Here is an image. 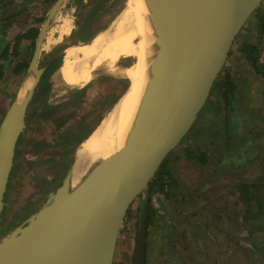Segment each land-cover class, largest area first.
<instances>
[{"label":"water","instance_id":"1","mask_svg":"<svg viewBox=\"0 0 264 264\" xmlns=\"http://www.w3.org/2000/svg\"><path fill=\"white\" fill-rule=\"evenodd\" d=\"M66 1L57 0L51 8L37 49L0 123V264H114L133 206L166 157L196 125L234 43L264 3L159 0L165 24L141 95V109L121 148L75 190L71 189L72 164L43 203L1 236L30 107L48 70L40 66L39 44ZM147 230L146 195L139 212L135 264H145Z\"/></svg>","mask_w":264,"mask_h":264},{"label":"rangeland","instance_id":"2","mask_svg":"<svg viewBox=\"0 0 264 264\" xmlns=\"http://www.w3.org/2000/svg\"><path fill=\"white\" fill-rule=\"evenodd\" d=\"M43 1L34 0L36 4L30 1L27 6H20L12 0L8 1L4 7L6 24L2 25L3 21L0 22V54L4 47H9V56L14 54L10 57L9 63H5L6 73L0 79L2 86L0 92L4 95V101H0V123L12 104L22 80H18L17 84L14 81L23 78L27 70L23 69L24 66L29 67L37 49L41 29L57 0H45V4ZM127 1L75 0L72 8H75L77 2L79 6L74 14L75 23L63 35V37L67 35L68 42L63 41L62 37L61 42L51 49L47 47L45 40L39 44L42 54L40 66L48 70L29 111L28 127L20 143L21 153L13 178L14 184L11 187L13 196L8 211V221L1 236L22 224L43 203L48 194L60 185L67 170L73 164L74 158L77 157L78 146L90 137L95 127L107 116L126 88L130 86L129 80L125 81L106 74L88 81L82 89L73 90L55 85L58 70L72 65L76 61L74 56L87 42H91L98 33L108 30L115 17L126 6ZM80 2H84V5L81 6ZM261 10L259 9L257 13H262ZM65 12L67 13V7L60 10L50 27L57 26V18ZM257 13L249 20L247 27L255 23ZM31 27L34 31H38V35L33 31L29 39L32 40L31 43L19 42L18 36L27 35L28 28ZM30 44L31 46H28ZM65 51H67L66 55L71 52L66 56L67 58L62 59L57 71L50 73L55 61L63 56ZM7 57L8 54L2 59L6 60ZM123 61L127 65H132L136 60L124 58ZM21 65H23L22 68L18 67ZM219 91L217 89L214 91L202 114L213 113L212 105ZM207 122L210 123L212 131V122L205 116L203 118L200 116L182 144L170 154L168 162L170 167L180 166L185 162L197 163L185 155L187 150H192L199 156L206 153L205 123ZM214 126H216L214 129L219 130L217 131L219 134L222 122H217ZM223 141L224 138L218 140V142ZM245 156V159L229 158L228 161L233 169L228 168L227 173L223 175L225 181L223 203L222 187L219 186L216 194L218 196L214 200V210H211V214L203 218L199 224L195 222V219L187 223L190 234L183 235L182 243L187 242L189 244L187 247L194 249L198 248L197 244L200 242L216 245L218 243L216 241L227 240L231 247L235 245L231 248V264H264V235H262L264 234V154L260 155L259 161H257V154L252 155L253 158L246 154ZM220 158L219 154L209 156L206 153V164L197 163V165L206 166L203 171L210 175L214 171L207 167L208 163L210 165L211 162L213 165L219 163ZM27 162L29 165L26 164ZM233 162L240 163L237 166ZM243 186L249 187L245 194H248L249 199L253 198L252 211H249L248 205L241 198L240 190ZM147 191L149 189L139 197L135 205L148 195ZM163 201L160 198L152 199L154 209L158 211H156V220L160 224L167 216L163 209ZM220 204H223L222 215L218 212L222 209L218 208ZM170 225L173 228V224ZM253 225L260 227L257 231L262 232L263 244L261 245L256 244L258 237Z\"/></svg>","mask_w":264,"mask_h":264},{"label":"crops","instance_id":"3","mask_svg":"<svg viewBox=\"0 0 264 264\" xmlns=\"http://www.w3.org/2000/svg\"><path fill=\"white\" fill-rule=\"evenodd\" d=\"M8 1L12 0H0V22L3 21L2 25L6 24L4 7ZM30 1L34 2V0H14L20 6H27ZM73 2L75 0L66 1L67 13L65 12L57 18V26L47 30L45 41L48 43L59 40L67 29L73 27L76 19L74 14L79 8L78 2L75 6L76 10L72 8ZM80 3L81 6L84 5V2ZM260 14L264 17V12ZM70 20H73L72 24L69 23ZM259 24L260 17L257 15L255 23L249 27L245 26L234 43L224 67L223 75H230L234 84L230 110L225 109V101L222 99L223 91L220 90L212 105L213 113L210 112L206 118L212 122L213 127L211 131L210 123H205V140L207 141L205 150L209 156L219 154L220 161L214 165L212 162L211 165L208 163L207 167L214 171L210 175L203 171L206 166L197 165V163L185 162L180 166L175 165V167H170L168 164L173 178L169 193L168 195L152 196V199L164 200L163 209L167 216L162 219V224H160L156 220V213L152 223L148 225L145 264H231V248L235 245L231 247L227 240L225 242L223 240L216 241L218 242L216 245L210 242L203 244L200 242L197 244L198 248L193 247L194 249H189L187 247L189 244L186 241L184 244L182 241L184 240L183 235L190 234L187 223L195 219V222L199 224L203 218L205 219L211 214V210H214V200L218 196L216 194L219 186L222 187L221 200L223 203L222 194L225 182L223 175L227 173L228 168L229 170L233 169L228 161L229 158L245 159V154L253 158L257 154V161H259L260 155L264 154V68L258 62ZM90 43L87 42L84 47L90 46ZM252 48L256 49L252 50ZM4 73H6V69H4ZM18 80L21 81L22 78L15 80L14 83L17 84ZM124 80L126 81V79ZM0 90H2L1 85ZM1 93L3 92H0V101H4V95ZM217 122H222L219 134L217 133L219 130L214 129ZM222 138L224 141L218 142ZM206 153L203 154L206 155ZM241 153L244 154L243 157L237 155ZM252 155L254 156L252 157ZM239 163L235 162L234 164ZM142 204L143 200L133 206L129 218L124 224L114 264H135L138 219ZM218 208H222L218 211L219 215H222L223 204H220ZM170 224H173V228ZM253 227L256 228L258 237L256 244H263L262 232L257 231V228L260 227L254 225ZM262 235L264 234L262 233Z\"/></svg>","mask_w":264,"mask_h":264},{"label":"bare ground","instance_id":"4","mask_svg":"<svg viewBox=\"0 0 264 264\" xmlns=\"http://www.w3.org/2000/svg\"><path fill=\"white\" fill-rule=\"evenodd\" d=\"M164 17L165 10L159 0H128L110 28L98 33L90 46L78 52L72 65L58 70L55 85L73 90L82 89L101 74L131 82L90 137L78 146L72 165V190L78 188L103 160L121 148L142 106L141 95L165 24ZM69 23L72 24L73 20ZM66 38L67 35L63 41ZM61 40L45 43L51 49ZM124 58L136 61L127 65Z\"/></svg>","mask_w":264,"mask_h":264},{"label":"trees","instance_id":"5","mask_svg":"<svg viewBox=\"0 0 264 264\" xmlns=\"http://www.w3.org/2000/svg\"><path fill=\"white\" fill-rule=\"evenodd\" d=\"M257 15L260 17L259 29H260V34H261V32L264 31V17L261 16L260 13L259 14L257 13ZM36 33L38 35V31H36ZM255 49L256 48H254V49L252 48V50H255ZM66 53H67V51L63 52V56H61L59 59H57V61H55L54 67L51 68L52 70L50 71V73H53L54 71H56L60 67V63L62 62V59L66 56ZM24 68H26V67L24 66ZM259 70L261 71V69H259ZM216 89L223 91L222 99H224L223 101H225V109L230 110V105H231V100H232V95H233V90H234L233 80L230 77V75H228V74L223 75V72L221 73V75L219 76L217 82L215 83V85L213 87V91L211 93V96L213 95V93ZM208 103H209V101H208ZM200 116H201V118H203L204 116H205V118H207L208 115H206V112H205L204 114L201 113ZM185 155L189 159L194 160L197 163H200L202 165L206 164V155L205 154H202L201 156H199L197 153L193 152L192 150H187ZM237 155L239 157L240 156L242 157V155H244V154L241 153V154H237ZM169 158H170V155H168L166 157V159L164 160L160 169L158 170L155 179L149 185V191H148V195H147L148 225H150L152 223V220L157 213L156 209H154V207L152 205V196L156 192L160 193V194L168 195L169 189L172 186L173 178H172V175L170 174V171L168 168L169 167L168 166ZM26 164L29 165L28 162ZM19 169H20V167H19ZM17 177L18 176H16V178ZM248 189H249L248 186L241 187V190H240L241 198H242L243 202L246 205H248L249 211H252V209H254L253 205H252L253 198L249 199L248 194H245V192ZM5 229L6 228H4V230Z\"/></svg>","mask_w":264,"mask_h":264},{"label":"flooded vegetation","instance_id":"6","mask_svg":"<svg viewBox=\"0 0 264 264\" xmlns=\"http://www.w3.org/2000/svg\"><path fill=\"white\" fill-rule=\"evenodd\" d=\"M32 28H33V27L28 28V34H27V35H24V36H21V37L18 36L17 39L19 40V42H21V41H22V43H23L24 41H28V42L31 41V42H32V40H29V39H30V35H31V34L33 33V31H34ZM34 32H36V31H34ZM26 38H27L28 40H26ZM35 39H36V38H35ZM31 42H30V43H31ZM33 43H34V41H33ZM28 46H31V44L28 45ZM1 52H2V53L0 54V79H1L2 76L4 75L3 72H4V69H5V63H9V59H10V57L13 56V54H14V53H13L12 55L9 56V47H7V48L4 47L3 50H2ZM70 52H71V51H70ZM70 52H69V53H70ZM69 53H68V54H69ZM7 54H8V57L6 58V60H3L2 58L5 57ZM17 54H18V53H17ZM17 54H16V55H17ZM68 54H67V55H68ZM67 55H66V56H67ZM66 56H65L64 58H67ZM64 58H63V59H64ZM20 64H21V63H20ZM53 66H54V65H53ZM53 66H52V67H53ZM16 67H17V66H16ZM18 67H21V68H22L23 65L18 66ZM23 69H27V68H23ZM20 73H21V72H20ZM42 83H43V82H42ZM41 85H42V84H41ZM30 108H31V107H30ZM5 114H6V113H5ZM4 116H5V115H4ZM2 119H3V118H2ZM1 121H2V120H1ZM96 127H97V126H96ZM96 127H95V128H96ZM94 130H95V129H94ZM94 130H93V131H94ZM93 131H92V132H93ZM91 134H92V133H91ZM21 142H22V139H21Z\"/></svg>","mask_w":264,"mask_h":264},{"label":"built area","instance_id":"7","mask_svg":"<svg viewBox=\"0 0 264 264\" xmlns=\"http://www.w3.org/2000/svg\"><path fill=\"white\" fill-rule=\"evenodd\" d=\"M260 9H262L261 11L263 12V10H264V3L260 7ZM258 62L264 68V31L261 32L260 38H259V56H258ZM154 195L160 196L161 194L156 192Z\"/></svg>","mask_w":264,"mask_h":264}]
</instances>
